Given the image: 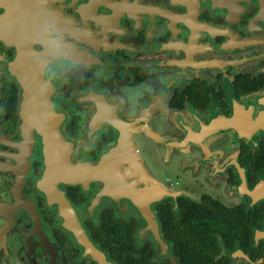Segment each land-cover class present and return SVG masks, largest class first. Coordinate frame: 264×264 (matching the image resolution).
Here are the masks:
<instances>
[{
  "label": "flooded vegetation",
  "instance_id": "1",
  "mask_svg": "<svg viewBox=\"0 0 264 264\" xmlns=\"http://www.w3.org/2000/svg\"><path fill=\"white\" fill-rule=\"evenodd\" d=\"M6 33L0 264H264V0H0Z\"/></svg>",
  "mask_w": 264,
  "mask_h": 264
},
{
  "label": "water",
  "instance_id": "2",
  "mask_svg": "<svg viewBox=\"0 0 264 264\" xmlns=\"http://www.w3.org/2000/svg\"><path fill=\"white\" fill-rule=\"evenodd\" d=\"M9 13H10V8L9 5L6 6V12L4 13V15L1 16V19H5L6 21H8L9 19ZM0 39L4 40L8 45H12V35L11 38L9 37V34L6 33L5 35H3L2 37H0ZM9 68L12 70V60L9 62L8 64ZM10 74H12V71H10ZM18 81L22 84L23 86V101L20 105V113L22 118L25 120L26 117V111L29 109L30 107V102L31 99H33V92L32 89L29 87L28 84H25V80L22 76L18 77ZM65 154L63 156V158L65 159V163L60 164L59 167V175H61L64 180H67L69 182H83L86 179H91L93 177L94 174H96L97 172H99V168L102 167L104 165V163L106 162V160L108 159V155L104 156L101 161L100 164L97 165H90L87 162H79V163H75V165L70 164L68 162V152L66 150H64Z\"/></svg>",
  "mask_w": 264,
  "mask_h": 264
}]
</instances>
